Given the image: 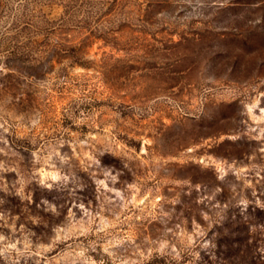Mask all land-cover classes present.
<instances>
[{
    "label": "rangeland",
    "instance_id": "rangeland-1",
    "mask_svg": "<svg viewBox=\"0 0 264 264\" xmlns=\"http://www.w3.org/2000/svg\"><path fill=\"white\" fill-rule=\"evenodd\" d=\"M0 264H264V0H0Z\"/></svg>",
    "mask_w": 264,
    "mask_h": 264
}]
</instances>
